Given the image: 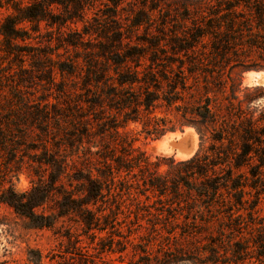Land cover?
Instances as JSON below:
<instances>
[{
	"label": "rangeland",
	"instance_id": "obj_1",
	"mask_svg": "<svg viewBox=\"0 0 264 264\" xmlns=\"http://www.w3.org/2000/svg\"><path fill=\"white\" fill-rule=\"evenodd\" d=\"M119 74L137 83L120 86ZM127 90L154 101L119 128L121 147L115 126L133 115L108 104ZM207 100L218 122L206 137L180 128L200 124ZM158 119L177 130L149 135ZM221 132L236 137L216 177L224 183L233 168L243 186L222 185L207 207L184 162L215 156ZM185 138L182 156L172 144ZM129 141L150 164L98 178L102 196L83 204L103 145L126 160ZM179 175L190 184L182 203L146 189L150 177L173 187ZM28 197L45 200L34 211L51 227L8 203ZM0 264H264V0H0Z\"/></svg>",
	"mask_w": 264,
	"mask_h": 264
},
{
	"label": "trees",
	"instance_id": "obj_2",
	"mask_svg": "<svg viewBox=\"0 0 264 264\" xmlns=\"http://www.w3.org/2000/svg\"><path fill=\"white\" fill-rule=\"evenodd\" d=\"M183 50L186 48H182ZM188 50V49H187ZM185 50V51H187ZM158 54H153L151 57V61H156L158 60ZM185 58L186 61H188L190 64H193V55L189 54V51H187L185 54ZM165 59L168 62H172V61H176L175 59L172 60V57H165ZM195 60V58H194ZM184 63L181 64V67H184ZM194 66L192 65L190 68V73L195 72L196 70H194L193 68ZM165 68V66H164ZM118 83L120 86L122 85H127L129 86V88H132V86H134L135 83H137V80L135 77L133 78H127L125 75L119 74V79H118ZM186 87V85H185ZM206 89V88H205ZM123 92V91H121ZM107 95H109L110 97H112V92H105ZM129 94V95H128ZM179 99V98H176ZM176 99L173 98H164V100L166 101L167 104H172L176 101ZM154 100H151V97L148 96V98L146 97L145 99H141L139 97H137L134 94H130V91L127 90V92L124 93H120V95L116 98L113 99L111 98L110 103L108 104L110 108H114L117 110V114H120L122 110L124 109H129L131 114L133 116H131V118L126 117V120H122L121 119V124L116 127L117 133L114 134L113 137H118L114 139L115 144L123 145V143L125 144L126 142L120 138L119 136V128L120 127H127L128 123L130 121L132 122H138L141 121L140 120V111L141 109L144 110V112H148L151 109L152 103ZM200 110L196 109V115H198L199 118V125L195 124V123H190L187 122L185 124H182L180 126V128H182L185 125H194L195 128L197 129L199 135L201 138L206 137V129L209 123H217V116L215 115V113L212 112L211 110V106H210V102L209 100H207V102L205 103L203 108H199ZM203 109V111L201 110ZM200 111V112H199ZM129 115L128 114H125ZM114 116V115H113ZM120 116V115H119ZM116 117V116H114ZM97 118V117H96ZM98 119V118H97ZM162 123V124H160ZM145 125V122L143 123ZM152 130H150L151 132L149 133V135H154V137L156 139L164 136L165 134H167L168 132H175L177 130V128H175V126H167L165 120H160L158 119V123L154 126H152L151 128ZM247 133V132H246ZM230 136H232V134H230ZM227 136L224 137L223 132H221L219 135L217 136H213L211 137L213 141L219 143V146L213 145V147L211 148V152L215 153V156L212 154V156H210L209 154H205V155H201L200 153H197L195 156H193L191 159H189L188 161L184 162L187 165L190 166V169L188 170V172L190 173V177L191 178H200L201 179V183H200V189L196 188L195 193L197 194L198 197L200 198H207L209 199L210 202H208V204H206L207 207H211L215 202L216 199H218V197L222 196V185L223 187L228 188L229 186H231L232 183V187L237 189L238 187H242L243 185H241V182L237 179V178H233V168H230L228 173H227V177L224 183H222L218 177H216V170L215 167L219 164H222L220 160H222L223 156H226L227 158L229 157V155L224 151V141L225 139H228V142L234 146V141H235V137L234 139L233 137L230 138H226ZM240 137H242L243 139L245 138V136L243 134H240ZM117 140H119L118 143ZM135 141V140H134ZM134 141H129L127 142V148L126 150H124V152H122V158L125 157L126 160L124 159H114L113 156H109V148L108 146H106V144L103 145V149H104V153L102 154V159L104 160V165L101 168L100 171H98V176H96V178L93 177V173L90 172V177L87 178V181L89 182V186H86V193H85V197L86 200L85 202H83V204L85 205H89L94 203L95 201L98 200L99 197L102 196L103 194V185L102 183L99 181L98 178H108L109 181H111L112 183H114L116 181L117 177H120L122 172H131L133 170V168L137 167L140 168L141 170L143 168H146L147 165H149V161L146 158H142L138 156V153L140 154V150L137 146H135ZM248 146H244L243 148V157L244 155H247L248 153ZM224 159V158H223ZM227 161V160H226ZM240 162H237L234 167L235 168H239L240 167ZM213 175H212V174ZM159 178V179H158ZM179 180H176V182L174 183L173 187H170L171 185L168 184L166 179H160V177L154 178V177H150L149 181L146 180L145 181V185H146V189L152 190V191H157L160 195L166 196L168 194H166L168 191H171L172 196L168 199L169 201H171V204H179L182 203L183 200H181L180 196V190H181V186L182 185H188V187L190 186V184L187 182V180L185 179L184 176L179 175L178 176ZM194 189V188H191ZM30 193L27 194V196H31ZM44 195V192H43ZM236 201L238 203L241 204L242 202V196L241 194L237 193L235 195ZM27 204H22V200L19 201H15V200H9V205L11 207H13L15 209L16 212L22 214L23 216H25L26 218H28L29 220L33 221V218H40L41 220L39 222H35V224L33 225L36 228H42V227H51L53 222L51 221L50 216H37V214L34 211V208L37 207L38 205H40L41 203H43L45 200H42L43 202H33V198L28 197V199H26ZM23 205V206H21ZM24 207V208H23ZM26 207V208H25ZM23 208V209H22ZM63 215V214H62ZM90 221V219H89ZM92 222V220H91ZM91 222H88V224ZM87 223V222H86Z\"/></svg>",
	"mask_w": 264,
	"mask_h": 264
},
{
	"label": "water",
	"instance_id": "obj_3",
	"mask_svg": "<svg viewBox=\"0 0 264 264\" xmlns=\"http://www.w3.org/2000/svg\"><path fill=\"white\" fill-rule=\"evenodd\" d=\"M172 145L178 150H183V149L191 150V142L190 140H187L186 138L179 142H174Z\"/></svg>",
	"mask_w": 264,
	"mask_h": 264
},
{
	"label": "bare ground",
	"instance_id": "obj_4",
	"mask_svg": "<svg viewBox=\"0 0 264 264\" xmlns=\"http://www.w3.org/2000/svg\"><path fill=\"white\" fill-rule=\"evenodd\" d=\"M179 152H180L181 154H183L182 156H185V155L189 154L191 151L183 149V150H180ZM181 154H180V155H181Z\"/></svg>",
	"mask_w": 264,
	"mask_h": 264
}]
</instances>
